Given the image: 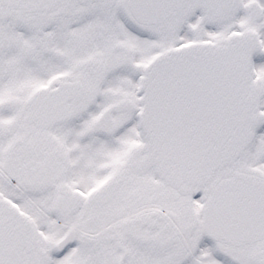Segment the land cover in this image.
Returning a JSON list of instances; mask_svg holds the SVG:
<instances>
[{"label":"snow or ice","instance_id":"obj_1","mask_svg":"<svg viewBox=\"0 0 264 264\" xmlns=\"http://www.w3.org/2000/svg\"><path fill=\"white\" fill-rule=\"evenodd\" d=\"M0 264H264V0H0Z\"/></svg>","mask_w":264,"mask_h":264}]
</instances>
